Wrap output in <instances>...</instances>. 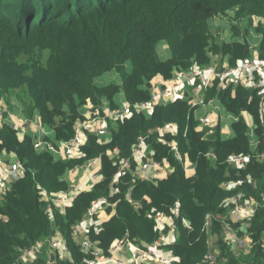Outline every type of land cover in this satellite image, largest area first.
I'll return each mask as SVG.
<instances>
[{"label": "trees", "instance_id": "16d2710c", "mask_svg": "<svg viewBox=\"0 0 264 264\" xmlns=\"http://www.w3.org/2000/svg\"><path fill=\"white\" fill-rule=\"evenodd\" d=\"M235 8L239 18L262 14L264 0H0V22H4L0 25L4 34L0 37V105L12 108L13 92L18 91L25 97L20 99H25L27 116L31 118L38 110L43 124L53 128L58 138L68 139L81 117L79 106L88 100L98 106L104 96L111 97L119 88L130 101L141 100L140 94L148 99L150 95L143 89L147 86L145 81L157 74L171 77L176 69L190 67L193 57L206 62L209 52L228 51L235 57L246 56V46L216 39L207 26L210 18ZM9 40L17 43L9 47ZM189 40L193 43H188ZM162 41L172 50L171 59L166 61L160 60L157 52ZM113 71L120 76L121 85L97 84V78ZM220 95L236 112L247 108L259 113V98L253 90L238 87L236 98H232L229 88ZM189 109L184 99H178L156 107L150 118L134 113L120 121L113 131L110 146L118 147L119 153L127 157L139 135L158 124L177 121L182 129L177 137L181 150L196 163L197 172L186 177L168 148L158 146V154H166L175 171L156 182L143 180L133 184L130 175L120 181L116 186L119 193L111 197L113 201L120 200L116 214L102 222L98 232L92 233V238L98 239L104 249L126 232L143 245L153 242L158 236L154 214H171L179 202L178 243L171 246L179 257L176 264H201L207 250L206 215L223 213L224 200L238 192L259 196L263 190L264 160L253 161L244 170L234 169L225 162L231 153L249 151L245 127L237 126L239 134L234 140L222 141L217 131L206 140L194 130L197 125L194 119L188 121ZM187 124L190 127L184 137ZM262 142L260 150L264 149ZM106 147L94 138L84 147L89 156L103 155L106 176L103 183L91 192L77 195L75 205L65 214L55 209L52 218L46 211V203L39 200L38 183L50 193L67 190L68 186L59 177L70 163L54 162L50 154L36 152L30 137L20 138L8 125L0 130V150L16 153L25 165L24 177L12 184L0 204V264H15L22 248L55 235L56 231H61L71 249V256L59 264H84V254L71 230L88 212L94 199L110 195L116 166L105 154ZM210 150L218 155L217 162L205 155ZM239 178H244L246 184L230 191L222 187L225 180ZM255 179L257 190L252 185ZM130 188L134 204L125 197ZM182 217L190 221L191 229L183 225ZM250 230L254 240L264 236V207L258 209ZM222 248L223 264L264 261L261 245H254L249 255L240 259L231 256L224 245Z\"/></svg>", "mask_w": 264, "mask_h": 264}, {"label": "built area", "instance_id": "2783aa9c", "mask_svg": "<svg viewBox=\"0 0 264 264\" xmlns=\"http://www.w3.org/2000/svg\"><path fill=\"white\" fill-rule=\"evenodd\" d=\"M178 70V69H176ZM175 70V71H176ZM239 73L245 86H252L258 76L264 73V59L246 57L239 61L235 67L224 66L219 61L206 66H193L189 70L180 71L173 74L174 77L164 81L162 87L153 92L150 100L140 101L135 104L126 103L118 105L116 109H109L105 112L93 113L90 117L79 119L74 124V132L68 139L65 138H37L29 132V121L23 116H18L12 108H4L0 114V130L8 125L19 133L20 138L30 136L35 151L48 153L55 160L70 159L84 154L83 147L87 142L88 133H94L99 140H104L110 135V125H114L124 119L130 118L135 111H151L154 107L166 105L178 99L191 101L194 95H203L217 84L227 85L231 82L232 74ZM204 98L195 104L202 105ZM4 112H7L5 114ZM201 126L206 131L207 136H214L217 124L211 122L208 116L202 118ZM157 132L164 134L175 131L177 125L165 123L154 128ZM149 135L137 137L130 156L119 157L113 172V190L119 192L116 187L123 177L131 174L133 180L162 179L168 176L166 166L168 157L157 159L156 152L149 148ZM22 140V139H21ZM171 153L184 165L188 173L195 171L194 165L185 157L176 143H169ZM114 152H120L118 148ZM120 154V153H119ZM209 159L217 162L218 155L209 151L205 154ZM264 151L249 153H231L226 158V163L238 168L246 169L252 159H263ZM99 167L96 169L94 167ZM79 169V173H77ZM101 159L94 157L86 161L82 166H77L71 173L75 179H82L83 175H90V182L87 186L99 183L103 176L101 174ZM25 175V165L14 153L5 149L0 150V204L4 200L5 194L11 190L12 184L22 179ZM79 184L71 186L68 192L50 193L45 187L38 183L39 200L46 203L47 212H52L53 206L64 210L79 192ZM246 184L244 178L225 180L222 187L225 190L241 187ZM256 187V186H255ZM128 198L132 201V191L128 193ZM110 205L108 196L101 195L94 199L89 206L87 214L79 219L72 226V237L80 245L84 254V264H173L179 257L175 255L174 249L170 247L167 251L163 242L165 231L170 235H178V221L180 215V203L176 202L171 210V214L157 212L154 214L155 228L161 233L160 238H156L151 243H138V239H133L127 232L123 237H118L112 241L108 249H104L100 242L92 240L89 234L98 232L100 224L103 222L99 214ZM223 213H208L205 218L204 229L207 235V250L202 257L201 264H222L223 248L234 258L240 259L243 255L250 253L255 245L252 232L250 230L252 219L258 209L264 207V192L259 198L248 196L243 192H238L227 197L224 202ZM152 216V215H151ZM182 223L191 229V223L186 217H182ZM217 227H219L217 229ZM176 241L173 240L172 246ZM178 243V242H177ZM260 245L264 254V236L260 239ZM57 255L60 258L71 256V249L67 240L61 235H52L44 240L36 242L30 247L19 251L15 264H58ZM173 258H169L170 256ZM222 255V256H221ZM241 264H259L242 262Z\"/></svg>", "mask_w": 264, "mask_h": 264}, {"label": "crops", "instance_id": "0c3cea01", "mask_svg": "<svg viewBox=\"0 0 264 264\" xmlns=\"http://www.w3.org/2000/svg\"><path fill=\"white\" fill-rule=\"evenodd\" d=\"M229 14H234V11H232V10L227 11L226 15L228 17L231 16ZM211 19L213 21L212 24L210 23ZM207 26L208 27L212 26V27H215L217 29V31H218L217 36L219 37V40H221L227 44H231V45H236V44L243 45V46H246V48H247L246 56H237V57H235L231 51H228L225 53L220 52L217 54L210 52L212 54L211 56L215 58L214 61H219L224 66H233V65L236 66L241 59L246 58V57L263 58L264 59V56H263V54H264V48H263L264 18L263 19L259 18L257 20H254V22L252 24L248 25L247 21H245V20H244L243 24L239 23V20H237V19H232V21L229 22V21L225 20V16L219 14L216 18L214 17V18H210L209 20H207ZM157 52H158L160 60H162V61H166L168 59H171V57H172L171 47L166 41H162V42L158 43ZM219 57H221V58H219ZM196 61H198V60L195 57H193L192 64H194V63L196 64ZM174 72H173V74H174ZM115 73H113V72L109 73L110 74L109 79H106V77L104 75L97 78L96 79L97 84H99V85L115 84L116 85V83H117L118 85H121L122 80H121L120 76L118 74H115ZM172 77H174V76L172 75L170 78H172ZM165 80H167V79L163 78L162 75L157 74L156 76L151 78L149 81H145L147 86L144 87L143 89L147 90L148 93H149L150 89L153 90L152 88H156V90L158 91L162 87V84L164 83ZM238 87H243V88H246L249 90H253L256 93V96H258V98H259V113L258 114L252 112L251 110H249L247 108L242 109L239 112H236V111L230 109L227 106V104L223 101V98L220 95L221 91H224L226 89L231 88V96H232V98H236ZM157 91H155V92H157ZM209 92H207L206 94H203V95H200V94L194 95V97H192L193 99L191 101L185 100L190 107V109L187 113V119H188V121H190L191 119H194V122H196V124H197L196 127L194 128V130L197 133L202 134L203 138L206 140L210 139V137L212 138L213 136H207L206 135V131L203 130V128L201 126L202 118L204 116H208L210 118L211 122L217 124V130H216L217 136H219L222 141L227 142L230 140H234L235 138L238 137L239 133L237 132V126L242 124L246 129L245 133H246V136L248 138V149H249V151L246 153L264 151V149L260 150V146L263 145L262 141L264 140V73H261L258 76L256 82L252 86H245L243 81H242L241 75L239 73L235 72L232 74L231 82L229 84H227L226 87L223 86L222 83H219L217 85H214L210 89ZM202 98H204V103L202 105L195 104L197 101L201 100ZM252 99L253 98H251V101H252ZM12 101H14V105L17 104L16 98H13ZM140 101H142V100L130 101L128 99L127 95L125 94V92L123 91V89L119 88L118 91L115 94H113L111 97H107V96L103 97L102 103L98 106H95L89 100L87 102L81 104L78 108L79 114L81 116V117H79V119L88 118L93 113H97V112L103 113L106 110L111 109V107L115 106V105H124L126 103L135 104V103L140 102ZM174 102L175 101H172L170 103H174ZM170 103H168V104H170ZM168 104H166V105H168ZM16 106H17V112H19V113L16 112V114L18 116H23L26 120L29 121V129H30L29 132L34 135L33 137L52 138V139L58 138L56 136V132L53 128H51L49 125L42 123L38 110H36L34 112L33 116L30 118V116L26 115L24 107L20 106V104L19 105L17 104ZM4 108L5 107L0 105V113L3 112ZM155 108L156 107H154L153 110H151V111H140V112L135 111V113H139V114L145 115L146 118H150L153 116ZM257 116H259L258 117L259 121H257V118H256ZM1 117H2V115L0 114V118ZM169 122L177 125V129L175 131L166 133V134H164V136L161 137V133L157 132L154 129L156 126L162 125V124H158V125L154 126L149 132L142 134V135H149V138H148L149 148L156 152V158L157 159L158 158L162 159V158L168 157L166 154H163V155L158 154L159 153L158 152V148H159L158 146H166L168 148V152L170 154H172L170 151L169 143H171V142L176 143L179 146L181 153L185 157L188 158L189 162H191L194 165L195 171L192 173H188L186 171V169L184 168V165L182 164V162H180L173 154H172V156L176 159V161H179V163L181 164V166L184 170L185 176L186 177H192L197 172V165L190 158L188 153H184L181 150L180 143H179V140L177 138L181 134V131H182L181 125L177 121H169ZM166 123H168V122H166ZM119 125H120V122L115 123L114 125H110V135L107 136V138H105L104 140H99V138L94 133H88L87 134L88 139H87L86 144L84 145V147L89 145L90 141L94 138L95 140H97L96 142L98 144L107 146L105 154L108 156L109 160L112 162V165L114 167H115L116 160L122 156L118 152L117 153L114 152V149L118 148V147L114 148V147L110 146L112 143V140H113L112 139L113 138L112 137L113 131H115ZM189 127H190V125L187 124L186 128L184 130V133H183L184 137L188 134V128ZM27 137H30V136L27 135ZM25 138H26V136H25ZM32 142H33V140H32ZM84 147H83V151H84L83 155L76 156V157H73L70 159H65V160H74V161H76V164H74L73 166L68 165L65 168L64 172L59 177V180L61 182L66 183V185L68 186L67 187L68 189L62 190L59 192H55V193L68 192L71 189L70 188L71 186H76L77 183L80 181L79 192H77L73 196V199L70 200V202H72V205H69L64 210H61V209L53 206L52 212H48L49 216L52 218L54 217L55 209L57 211H59V213L65 214L69 208H71L75 205V200H76L77 195H79L82 192L93 191L95 189V187L102 184L106 178L105 173H104L105 163H104L103 155L98 154V155L89 156L87 151L84 150ZM132 149H133V147H132ZM210 151H212V150H210ZM38 153H40V152H38ZM234 153H240V152H234ZM40 154H42V153H40ZM94 157H100V159H101V171L100 172H101L103 178L99 183H96L93 186H92V184L90 186H87V183L90 182V180H89L90 175H83L81 180L75 179V175L77 173H79V169H77V173L74 175L71 173V170H74L77 166H79V167L82 166L86 161H88L89 159L94 158ZM168 159H169V162L167 163V166H166V172L168 173L167 177H169L175 171L174 164L172 163V161L170 160L169 157H168ZM263 160H264V158L263 159H252L251 162L263 161ZM53 161L59 162V161H63V159L55 160L53 158ZM211 161L214 162L213 160H211ZM250 163L247 165L246 169L248 168ZM229 166H232V165H229ZM94 168L99 169L98 166L94 167ZM232 168L237 169V170H244V169L238 168L236 166H232ZM127 175H130L133 184H135L138 181H143V180L156 182V181L163 180V179L167 178V177L162 178V179L137 178L134 181L131 174H127ZM248 177L253 179L251 175H249ZM231 180H234V179H231ZM252 185H253V188L257 190L258 182L256 179H255V181L252 182ZM130 191H132V188H130L129 190H127L125 192V197L127 198V200H129L128 193ZM263 192H264V188L262 191H260V193H258L259 196H256L253 194L250 195L248 193H247V195L252 196L254 198H259ZM117 193H119V192H115L113 190V185H112L111 189H110V195L108 196V195L104 194L105 196H108L109 201H110V205L103 212H101L99 214V216L103 222L107 221L108 219H110L111 217H113L116 214V206L120 202V200L118 199V201L117 200L113 201L111 199V197ZM131 199H132L131 202L134 204L135 201L133 200V197ZM145 199L147 201H150L148 196H145ZM137 206L139 207V205H137ZM85 214H87V213H85ZM156 231L158 232L157 238H160L161 233L158 230H156ZM92 233L89 234V237L92 240H94L92 238ZM166 233H168V234H170V233L168 230H166L165 234H164L165 237L163 240V242H165V244H166L165 249L168 251L170 249V247L173 245L172 244L173 240L176 241V243L178 242V235H175V236L170 235V236L166 237ZM54 234L59 235V234H61V231H56ZM94 241L99 243L98 239L97 240L95 239ZM137 242L141 243L140 240H138ZM173 256L171 255L169 258H173ZM223 258L224 259L222 262H224V260H225L224 252H223ZM176 262H178V261L177 260L174 261L173 264H176Z\"/></svg>", "mask_w": 264, "mask_h": 264}, {"label": "rangeland", "instance_id": "374dc122", "mask_svg": "<svg viewBox=\"0 0 264 264\" xmlns=\"http://www.w3.org/2000/svg\"><path fill=\"white\" fill-rule=\"evenodd\" d=\"M239 8V7H238ZM238 8H235L234 9V14L236 15V17H234V14H229V15H231V16H227L226 15V13L224 12H222V13H220V15H223V16H225V20H227V21H229V22H231L232 21V19H237V20H239V23H242V20H245V21H247V23L248 24H250L251 22L253 23L254 22V20H257V19H259V18H264V13H259V14H252V16H248V17H245V18H239V12H238ZM233 11V10H232ZM233 15V16H232ZM217 17V16H216ZM215 17V18H216ZM243 17V16H242ZM210 23L212 24L213 23V21H212V19L210 20ZM0 25H4V22H0ZM262 25V24H261ZM209 29H210V31H211V33L213 34V35H215V38L216 39H219V37L217 36V34H218V31H217V29L215 28V27H212V26H209ZM2 30H0V37L1 38H3L4 37V34H3V32H1ZM188 43H193L192 42V40H189V41H187ZM17 42L15 41V40H9L8 41V43H7V46H12V45H14V44H16ZM1 45V44H0ZM214 53V52H213ZM214 54H217V53H214ZM212 54L209 52L208 53V57H209V59H208V61H206L205 62V60H198V61H196V64L194 63V64H192L190 67H188V68H179L178 70H176L175 71V73H177V72H180V71H186V70H189L190 68H192L193 66H206V65H209V64H211V63H213V61L215 60V58L214 57H212L211 56ZM219 58H221V57H219ZM231 67H235V65H233V66H231ZM113 73H115L114 71H113ZM116 74V73H115ZM160 75H162V77L163 78H165V79H168V78H170V77H165L163 74H160ZM105 77H106V79H109V77H110V74L109 73H107V74H105L104 75ZM223 86H225L226 87V85H223ZM153 90H149V95H150V97L148 98V99H146V97H145V95H142V94H140L139 95V97L141 98V100L142 101H148V100H150V98H151V95L153 94V92H155V91H157L156 90V88H152ZM13 94H15V96H17V97H13V98H16L17 99V104L19 105L20 104V106H22V107H25V103H24V101H25V99H20V98H25L24 97V95L22 94V93H20V92H18V91H15V92H13ZM105 97V96H104ZM103 99V98H102ZM16 104V105H17ZM16 105H14V101H13V106H12V111L13 112H17V106ZM26 105H29V103L27 102L26 103ZM160 106H162V105H160ZM116 108H118V105H115V106H112L111 107V109H116ZM17 113H19V112H17ZM95 141H97V140H95ZM63 161L64 162H66V163H70V165L71 166H73L74 164H76V161H74V160H65V159H63ZM168 236H170V234H168V233H166V237H168ZM223 245V244H222ZM255 245H260V238L258 239V240H255ZM23 249V248H22ZM262 251V250H261ZM245 255H249V253H247V254H245ZM244 255V256H245ZM57 261H58V264L60 263V261H62V260H65V259H63V258H60V256H58L57 255ZM252 263H255V262H252ZM259 263V262H258ZM260 263H262V264H264V261H260Z\"/></svg>", "mask_w": 264, "mask_h": 264}]
</instances>
